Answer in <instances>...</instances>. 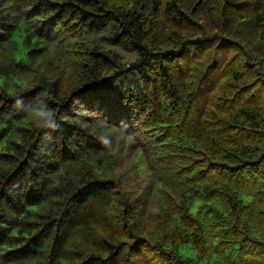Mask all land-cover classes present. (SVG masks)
<instances>
[{"label":"trees","instance_id":"16d2710c","mask_svg":"<svg viewBox=\"0 0 264 264\" xmlns=\"http://www.w3.org/2000/svg\"><path fill=\"white\" fill-rule=\"evenodd\" d=\"M0 264H264V0H0Z\"/></svg>","mask_w":264,"mask_h":264},{"label":"rangeland","instance_id":"374dc122","mask_svg":"<svg viewBox=\"0 0 264 264\" xmlns=\"http://www.w3.org/2000/svg\"><path fill=\"white\" fill-rule=\"evenodd\" d=\"M126 59V58H125ZM128 60V58H127ZM126 60V61H127ZM125 85V80L124 79H119L118 81L112 82L110 84L112 90L115 86L122 88ZM118 154L121 156L122 159L127 161V169L130 172L134 171V168L130 167L131 159H132V151L129 150V141L126 139V144L123 145H118ZM138 179V178H136ZM178 252L184 256H190L191 252L189 249V245L183 244L178 247Z\"/></svg>","mask_w":264,"mask_h":264}]
</instances>
